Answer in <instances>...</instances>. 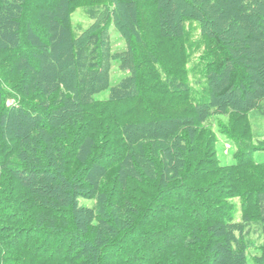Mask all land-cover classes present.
<instances>
[{
	"label": "trees",
	"instance_id": "obj_1",
	"mask_svg": "<svg viewBox=\"0 0 264 264\" xmlns=\"http://www.w3.org/2000/svg\"><path fill=\"white\" fill-rule=\"evenodd\" d=\"M191 21L210 101L170 62L187 59ZM116 61L127 73L112 84ZM175 99L189 103L167 110ZM252 108L264 0H0V264H264V160L249 146L222 163L210 122ZM246 167L260 180L241 193Z\"/></svg>",
	"mask_w": 264,
	"mask_h": 264
},
{
	"label": "rangeland",
	"instance_id": "obj_2",
	"mask_svg": "<svg viewBox=\"0 0 264 264\" xmlns=\"http://www.w3.org/2000/svg\"><path fill=\"white\" fill-rule=\"evenodd\" d=\"M81 10V9H80ZM84 13L82 11L76 12L74 14V21L77 25H80L79 22H82L81 26H86L90 20L88 18H86L84 15ZM189 29L187 32V35L183 37V40L185 42V50L186 52H188V57L186 60L184 61H179V59L174 58L173 56H171L172 58L170 59L171 64H177L179 66V68H187L189 75H181L183 79L188 80L193 86L190 87L189 92L190 93H195L198 94V97L200 100L204 99L205 101H210L211 97L210 93L208 92V90L204 89V84H206V79L204 77H202V63L201 60H199L201 58V55H205L203 54L205 52V48H201L199 46H197V41L200 40V36H201V32L198 29V24L196 21H191L189 23ZM187 27V26H186ZM113 26H112V41H113V47L114 49H123L125 47V41L124 38L122 37V35L119 33L118 30H113ZM127 73V70H124L122 68H120L118 66V62H114L113 63V67H112V73H111V81L112 84L115 83L118 79H120L124 74ZM110 95V91L109 89H105L102 90L101 92H99L98 94H96L97 98L100 99H107ZM155 96H165L164 99H166L165 103L167 104L168 100H170V98L172 97V95H155ZM251 96H248L247 98H250ZM234 100H238L240 102H242L243 104H246L245 100H242V96H234ZM180 103L183 104H188L187 102H179L177 99H175V102H173V106L172 103L171 105H169L167 108V110H172V107L175 108H181ZM248 114V118L239 121L240 117H238L237 119L234 115V117L232 115L230 116V118H227L226 116L224 117H219L217 115H213L211 117V121L213 124V128L218 132L219 135V141L217 143V147H218V154L219 157L221 159L222 163H231L234 160H236V156L238 157L239 154H243V152L246 151V149L250 146V148H252L253 153L250 155H246V158H251L252 155L258 159V160H264V110H259V109H247L246 110ZM243 116V115H240ZM222 119L223 123L222 125V129H220L224 134L222 137L220 135V131H219V126H215L216 124L219 123L218 119ZM237 123V124H236ZM236 127L239 128V130H236ZM227 136V137H226ZM238 136L240 138H242L245 142L248 143H244V150L241 148L239 149L238 147H235L236 142L239 140L240 138H238ZM228 138V140H226ZM246 153V152H245ZM233 154L234 157H233ZM255 170H259V172L264 174L263 169H260L258 167H255ZM254 169H250L249 167H246V169L243 170H239L236 171V177L240 178L239 180H237L238 186H235V190L238 192H246V188H244V186L248 185L251 186V184L259 182V175L257 174V172ZM230 171H225L224 174L228 175L230 174ZM264 183V182H263ZM263 185V184H262ZM261 186V184H259V187ZM261 188V187H260ZM258 188V191H256V193L254 192V194L252 195V201L253 200H257V196L260 192L261 189L264 188ZM122 189L126 191V188L122 187ZM257 189V188H255ZM250 193H252V190L250 191ZM264 194V193H263ZM247 195H242L239 194L237 195V197L235 198V200L231 201L233 202V204H238V207L236 205H234V208L237 207L238 209H241V204H242V200L244 201L245 197ZM84 202H88V201H84ZM246 202V201H244ZM262 203V202H261ZM264 203H262L263 205ZM262 205L260 207H262ZM226 207H229L226 206ZM228 211V210H227ZM236 211V209H234V212ZM246 212L249 213L250 210H246ZM254 211V210H253ZM229 212V211H228ZM251 213V212H250ZM236 219H242L243 222H245V218L242 217V211H236V213H233ZM249 217V216H248ZM248 221L252 222L251 223V236L249 239L250 243H256L259 239V233L261 230H259L257 228V224L253 223L254 221H251V218H247ZM246 220V221H247ZM165 224V223H164ZM256 224V226L254 225ZM245 224L243 223V226ZM254 225V226H253ZM247 226V225H245ZM177 234V233H176ZM257 246H259V243L257 244ZM256 250V248H255ZM255 250H252V253H255ZM252 253L250 254L251 256ZM186 255V253H184L183 255L180 256H175L174 261H180L179 264H190L188 262V260H186L184 258V256ZM178 264V263H176ZM192 264V262H191Z\"/></svg>",
	"mask_w": 264,
	"mask_h": 264
}]
</instances>
